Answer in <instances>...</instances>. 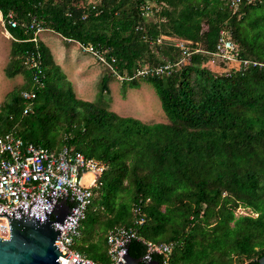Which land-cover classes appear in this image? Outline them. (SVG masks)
Listing matches in <instances>:
<instances>
[{"label": "trees", "instance_id": "obj_1", "mask_svg": "<svg viewBox=\"0 0 264 264\" xmlns=\"http://www.w3.org/2000/svg\"><path fill=\"white\" fill-rule=\"evenodd\" d=\"M232 1L0 0L4 19L15 22L6 26L13 42L4 75L24 80L0 107V136L67 146L105 165L71 245L95 264L111 263L107 234L119 227L136 230L127 243L133 257L144 255L143 240L170 244L167 264H258L264 256V0ZM31 22L67 43L91 44L115 59L119 76L179 60L181 50L160 38L188 40L194 54L168 76L122 80L151 85L167 122L144 124L76 97L49 48L33 40ZM220 31L240 60L257 65L206 67ZM32 59L37 68L25 64ZM98 65L105 95L117 79Z\"/></svg>", "mask_w": 264, "mask_h": 264}, {"label": "built area", "instance_id": "obj_2", "mask_svg": "<svg viewBox=\"0 0 264 264\" xmlns=\"http://www.w3.org/2000/svg\"><path fill=\"white\" fill-rule=\"evenodd\" d=\"M240 1L233 0L232 6L236 7ZM2 14L0 10V21L4 32L12 39L6 30V26L14 28L15 22L11 15L4 19ZM29 28L34 29L33 40L36 41L38 33L43 29L34 22L30 23ZM219 35L217 49L211 54L208 63L217 64L220 71L229 70L230 67L241 66V68L246 69L257 65L255 62L240 60L234 43L228 39L223 31H220ZM163 39L165 38L162 37L161 40ZM177 39L175 46L182 52L179 60L154 68H136L130 76H119L115 69V59L108 61L91 44L77 43L82 51L95 57L101 66L108 69L118 81L122 82V80L128 81L136 78L168 76L173 65H179L194 54L190 50L191 43L188 40ZM161 40L159 39L158 43H161ZM25 64H28L29 68L36 67L34 59ZM33 81L42 85L36 75L33 77ZM34 97L33 92L23 93V98L27 101H31ZM104 168L103 163L98 162L94 157L84 155L79 150L65 146L61 150L54 151L42 144L27 143L13 134H3L0 136V206L9 208L21 202L23 207H28L30 214L33 213L37 217L44 218V214L52 205L59 202L65 195L68 207L74 208L72 223L66 227H63L61 223H53V228L56 231H62L59 241H55L54 245L78 262L95 264L85 255L72 249L71 245L81 235V220L84 218L86 209L95 194L93 187L97 184ZM137 221L143 222L141 218ZM0 236L4 238L10 236L9 224H7V219L4 216H0ZM133 237H138V235L136 230L129 227L113 228L108 232L107 245L110 264L123 261L120 257L124 251L123 247H126ZM143 243L146 251L141 259L144 262L151 261L152 255H160L162 257L161 264L168 263L171 252L170 244L146 240H143Z\"/></svg>", "mask_w": 264, "mask_h": 264}, {"label": "rangeland", "instance_id": "obj_3", "mask_svg": "<svg viewBox=\"0 0 264 264\" xmlns=\"http://www.w3.org/2000/svg\"><path fill=\"white\" fill-rule=\"evenodd\" d=\"M96 3V0H89ZM41 40L50 50L53 63L58 68L65 81L72 85L76 97L87 101L101 102L103 106L116 115L129 116L140 120L144 124L166 123L167 118L161 109V103L155 90L147 83H141L139 88H129L120 81L112 83L110 92L102 95L99 80L102 75V67H99L96 58L77 47V43H67L50 30H42L38 33ZM161 41L169 40L176 45V37H164ZM12 39L4 32L0 21V107L7 101V96L16 88L23 85L21 76L8 79L4 75V68L10 60ZM176 47V46H175ZM213 73L220 72L217 64L206 62ZM140 80L139 78H136ZM130 81V80H128ZM124 82V81H123ZM247 211L239 209L237 213L245 214Z\"/></svg>", "mask_w": 264, "mask_h": 264}, {"label": "water", "instance_id": "obj_4", "mask_svg": "<svg viewBox=\"0 0 264 264\" xmlns=\"http://www.w3.org/2000/svg\"><path fill=\"white\" fill-rule=\"evenodd\" d=\"M65 197L53 204L44 218L30 214L21 202L9 208L0 206V216L6 217L10 229L9 238L0 236V264H86L70 258L54 245L62 231H56L53 223H61L63 227L72 223L74 208L68 207ZM123 248L120 255L123 261L116 264H141V256L133 257L127 246ZM257 263L264 264V256ZM145 264L158 262L147 260Z\"/></svg>", "mask_w": 264, "mask_h": 264}, {"label": "crops", "instance_id": "obj_5", "mask_svg": "<svg viewBox=\"0 0 264 264\" xmlns=\"http://www.w3.org/2000/svg\"><path fill=\"white\" fill-rule=\"evenodd\" d=\"M59 36V35H58ZM60 37V36H59ZM68 43H74V42H68ZM77 43V42H76ZM77 45V47L80 49V47H79V45H78V43L76 44ZM81 50V49H80ZM84 52V51H83ZM86 53V52H85ZM87 54H89V53H87ZM100 67V66H99Z\"/></svg>", "mask_w": 264, "mask_h": 264}]
</instances>
